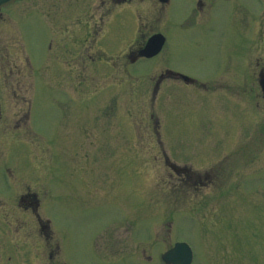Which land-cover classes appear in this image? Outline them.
I'll return each instance as SVG.
<instances>
[{
	"label": "rangeland",
	"instance_id": "1",
	"mask_svg": "<svg viewBox=\"0 0 264 264\" xmlns=\"http://www.w3.org/2000/svg\"><path fill=\"white\" fill-rule=\"evenodd\" d=\"M78 1L24 0L21 10L12 12L10 24L0 23L2 52L8 47L13 59L21 51L23 60L28 47L38 53L30 65L15 64L22 76L14 69L7 78L9 69L0 60L1 93L4 82L7 86L13 79L20 84L17 98L23 104L21 109L9 100L3 110L5 126L0 119V160L8 157L10 183L8 252L0 264L65 261L67 247H72L74 264H164L161 253L181 239L193 248L192 264H264V137L248 130L258 127L264 133V124L252 110L241 113L252 98L235 105L240 113L233 110L244 119L235 117L226 125L219 118L224 136L232 138L229 143L200 139L206 135L202 122L211 121L195 120L197 104L206 103L195 86L171 78L154 92L166 66L197 76L198 85L215 80L219 71L213 70L218 69L213 60L225 47L219 38L221 27L233 23L231 13L222 17L214 8L204 27L197 28V19L189 31L188 20L196 14L182 9L187 0H177L171 11L159 0H130V8L100 10L105 18L96 28L79 29L92 14L86 13L84 1L70 17L67 4ZM55 6L53 58L43 23L51 24ZM41 12L45 19L35 17ZM78 12L82 15L76 17ZM17 14L24 15L20 24L26 42L19 35ZM117 14L118 31L108 34L106 24ZM129 17L137 19L133 28ZM183 21H188L186 33ZM156 31L168 37L160 54L130 63L128 48ZM196 37L203 45L197 47L195 60ZM250 45L258 54V42ZM76 54L66 65L63 59ZM31 104L32 115L26 118L23 110ZM198 124L205 130L199 136ZM164 152L194 170V176L183 182L173 176ZM200 175L201 185L195 182ZM2 177L0 173V183ZM0 191L6 190L1 186ZM32 193L38 199L35 212L30 198L19 203L20 196ZM37 214L49 223L48 233L41 230Z\"/></svg>",
	"mask_w": 264,
	"mask_h": 264
},
{
	"label": "flooded vegetation",
	"instance_id": "2",
	"mask_svg": "<svg viewBox=\"0 0 264 264\" xmlns=\"http://www.w3.org/2000/svg\"><path fill=\"white\" fill-rule=\"evenodd\" d=\"M21 0H15L12 3L0 8V20L4 18L3 13L9 12L11 10L17 9L18 4ZM120 0H109L108 7L110 3H113L112 7H116ZM125 3L130 2V0H123ZM254 1V0H253ZM97 4H90L92 7H97L100 9L104 6L105 0H96ZM184 2V1H183ZM186 8L188 10H193L196 17L190 23H196L199 19V24L197 28H202L207 23V17L209 12L218 8L223 17L226 13L230 12L233 19V23L229 28L221 27L222 36L219 38L221 43H225L223 50H220V56L214 58L213 62L217 64L219 72H215V80L210 84L203 82L204 85L199 83V78L195 79L191 85L195 86L200 92L204 93L203 98L206 102V110H201L198 118H205L210 120V126L212 122H216L222 117V122L225 124L232 123L234 119V93H237V100H243L244 94L247 93L252 98L254 106L250 109L246 105L245 108H241V113L247 112L249 110L254 111L253 117L257 121H264V0H255V3L250 5L246 3L245 0H187ZM89 5V3H87ZM72 9L74 5L71 4ZM22 7V5H20ZM252 12V15L250 13ZM252 18V21L250 20ZM93 20L87 18L83 21L85 28H96L98 23L103 21V16L100 17V12H95ZM100 21V22H99ZM183 23H188L183 22ZM185 29V24L182 25ZM254 40L258 42V54L251 52L249 41ZM203 43L198 37L195 41V55L198 59L199 55L197 53V47L202 46ZM253 51V50H252ZM257 56L254 59H250V54ZM171 73L168 72V75ZM236 77H240V81L236 80ZM254 78V82L250 85V77ZM202 82V81H201ZM261 82L263 85H261ZM202 96V95H201ZM200 96V98H202ZM202 109V107H200ZM240 119H244L241 115ZM201 122V121H199ZM205 126V134L210 136H216L217 132L213 129L207 128V123L202 122ZM202 129V128H201ZM203 130V129H202ZM1 159V158H0ZM5 160V161H4ZM8 157H3L0 160V173L2 178H5V173L9 170V165L7 163ZM2 189L6 191L2 193L0 191V197L2 198V204L0 205V261H4L5 253L7 250V240L5 238V232L8 230V222L10 220L9 214V192H8V182L1 181ZM0 186V187H1ZM29 195H22L19 198V203L26 201ZM31 204V202L29 203ZM21 206V205H20ZM72 247H69L68 256L65 261L59 260L53 262V264H74L72 261ZM50 258H53L52 254Z\"/></svg>",
	"mask_w": 264,
	"mask_h": 264
},
{
	"label": "water",
	"instance_id": "3",
	"mask_svg": "<svg viewBox=\"0 0 264 264\" xmlns=\"http://www.w3.org/2000/svg\"><path fill=\"white\" fill-rule=\"evenodd\" d=\"M11 0H0V4L6 3ZM159 42L161 38L158 35L153 36L145 49L147 55L156 53L159 49ZM152 44V47H151ZM162 44V43H161ZM163 258L167 262H173L175 264H189L192 258L191 250L187 244L178 242L173 248L163 254Z\"/></svg>",
	"mask_w": 264,
	"mask_h": 264
}]
</instances>
